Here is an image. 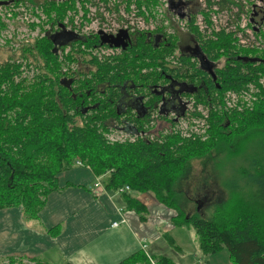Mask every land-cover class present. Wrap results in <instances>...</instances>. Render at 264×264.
<instances>
[{"label":"trees","instance_id":"16d2710c","mask_svg":"<svg viewBox=\"0 0 264 264\" xmlns=\"http://www.w3.org/2000/svg\"><path fill=\"white\" fill-rule=\"evenodd\" d=\"M221 1L220 6L228 7L230 12L241 6L239 0ZM72 3V0L67 1V4ZM49 6L51 3H47L46 7ZM64 10L58 11V24L64 22ZM114 10L117 11L116 7ZM62 26L60 24L56 33L36 44L43 67L53 77L46 73L38 81L40 84L35 83L26 90L22 82L15 79L19 73L18 64L15 61L0 63V209L21 207L25 221L38 219L48 195L61 188L58 174L79 164L89 167L94 176L101 179L105 190L120 194L124 209L134 211L141 221L148 220L149 211L135 194L150 192L158 202L175 211L171 218L173 227L193 228L203 254H216L226 248L232 264H264V158L253 159L252 171L242 177L243 185L251 190V200L233 196L238 200L236 203L232 200L222 202L209 217L203 215L201 207L194 211L189 209L188 204L193 199L181 188L192 159L210 157L214 151L230 150L254 132H264V100L251 111L239 112L227 106L230 92L239 94L248 90L258 82L259 75H264V56L259 55L256 48L243 49L245 45L240 44L239 39L233 42L231 32L234 31L221 29L202 33L191 22L188 36L197 42L205 59L203 63L192 53L182 52L177 58L179 65L165 64L164 57L181 47L173 41L174 36L168 37L165 33L160 39L157 35L141 33L135 35L126 48H121L120 55H112L101 62L91 60L95 71H91L90 77L60 80L58 50H64L66 45L83 54L81 45L87 42L96 48L105 47L101 36L93 43L85 37L67 34ZM203 35L217 37L206 41ZM222 59L224 64L220 66ZM152 66L153 71L143 72L144 68ZM169 82L176 85L179 92L196 99L192 103V113L190 107L186 113L180 111L177 115L190 118L192 129L199 126L194 137L182 140L172 134L164 136L163 132L170 129L165 125L166 116L164 126H158L160 132H148L161 121L154 117L160 110L156 104L162 101L163 87ZM157 87L159 91L154 89ZM129 91L140 95L148 93L146 102L153 107L147 111L140 104L142 110L133 112L122 98ZM216 106L220 109L216 110ZM125 115L145 135L124 127L120 131H126L135 139L111 144L104 131L109 125L118 129ZM78 118L83 123L78 122ZM178 121L173 122L172 129L177 128ZM209 121V137L205 135L207 139H202L203 128ZM232 125H237L235 131L230 129ZM192 129L190 131L194 132ZM162 137L165 140L162 141ZM203 180L207 188L208 179ZM126 186L130 189L118 192ZM48 232L57 233L56 230ZM164 238L170 246L179 249L170 234H164ZM21 259L10 256L1 259L0 264H24ZM151 259L155 264H175L168 255H155L146 250L118 264H151ZM30 263L49 264L36 258L27 259L26 264Z\"/></svg>","mask_w":264,"mask_h":264},{"label":"rangeland","instance_id":"374dc122","mask_svg":"<svg viewBox=\"0 0 264 264\" xmlns=\"http://www.w3.org/2000/svg\"><path fill=\"white\" fill-rule=\"evenodd\" d=\"M13 1H14L13 3H8L6 5H0V63H6V62L12 63L15 61L16 64H18L19 73L16 74L15 79L18 82L21 81L22 84L25 86L24 88L26 90H28L31 87H34L35 83L36 85L40 84L41 82H38V81L40 80L42 76H44V74L46 73L50 74L49 70L43 67L44 62L37 54L39 49L37 48L36 44L38 41H41L44 39V37H46V34L49 30L51 29L55 30L56 28H59L57 26L58 21H59L58 11H61V9H65L63 20L68 21L70 23L72 22L73 24H75L77 27L76 29H78L79 32L83 34V37L91 40L93 36V39L91 40L93 43H94L97 29L99 27H104V26L108 27L110 25L116 27L117 24L121 25L123 21L126 23L127 22L129 23V21L123 20L122 16H119L118 13L120 11L118 10V8L121 7L122 4L120 3L117 4L116 0H85V1L84 0H76V1L72 0L73 3L67 4V5H63V2L71 1V0H54V1L48 0L47 3H51V7L50 6L48 7L49 13L43 16L40 15L39 13H41L45 9L39 4L40 3L39 0H35V1L32 0L33 2L31 0H28V1L27 0H13ZM104 1H107V2H104ZM133 5L136 9L135 12L137 13L139 17L138 19L130 20V22L132 23L130 24V26H131V31H132L131 33H132L133 39H135L136 34L139 35L141 34V32L145 34L147 33V31L149 32L156 31L159 27H162L161 26L162 24H164V27L167 30L166 25L169 24L168 31H166L165 33L169 37L174 36L173 41L175 43L178 42L182 46L188 40L189 34H186V32L188 31L187 33H190L191 28L188 26V24L190 25L191 22L190 20L187 21L186 17L183 19H180L175 14V12H172V11L168 12L166 10L167 11V14H166L167 21L159 20L158 22L157 18L152 19L151 23H154L156 26V28H153V25L151 26L150 22L146 21L145 19L141 20L142 14L144 12V10H142L141 3H136V4L133 3ZM116 6H117V11L113 10L115 9ZM164 6H165V2H164ZM128 8H129V12L132 13L131 8L130 7ZM99 14H101L102 16ZM100 19H103V20H100ZM169 33L171 34L169 35ZM212 37L216 38V36L214 35L204 36V38L206 39H212ZM232 37H233L232 39L234 42H236V39L244 38V37L235 36V35H233ZM259 37H260V41L257 43L259 51L257 49L256 51H258L257 53H259V55L264 56V36L260 35ZM89 45H87V43H84L83 46L81 45L83 54H81L79 51L77 52L76 50L72 49L69 46L65 47L64 50H60L59 51L60 53L56 54V58L58 60L57 63H59V67H60L58 70L60 72L58 75L60 77L59 78L60 80L72 79L73 81L74 79H77L78 77H84V78L90 77L91 71H95L94 69L95 67L90 64L91 60H96L98 62H101V61H104L110 55L112 56V54L119 55L120 53V49L115 50V49L108 48V47H106L105 49V47H102V46L98 47L99 48L98 49L94 47L93 45H91V47H93L91 48ZM89 47L90 49H88ZM180 53L181 52L179 51L178 48L175 49V51L167 54L164 57L163 59L164 63L165 64L172 63L171 64L172 66L174 64L179 65L176 60H177V57L180 56ZM219 64L220 66H223L224 60L223 59L220 60ZM153 69H154L153 66L150 68H144L143 72L145 71L147 72L148 70L153 71ZM158 69L160 70V67ZM51 76L53 77V75ZM257 83L258 85L261 84L262 87L260 88V86L259 87L257 86L258 88L254 91L255 94L253 93L252 95L243 96L239 100H238L239 97L238 98L231 97L227 99V106H231V109L233 107L237 109L239 112H243L245 110L251 111L253 108H255V105L259 101L264 100V91H263L264 90V75L263 74L259 75ZM261 89H262V93H261ZM257 90L261 94L256 93ZM257 94L259 95L257 96ZM190 99L192 101L191 103H194L196 100L195 97H190ZM243 104H245V107ZM242 105H243V108L241 107ZM193 107H194V104H193ZM216 107L220 109L218 106ZM231 111H235V110H231ZM189 112L192 113V105H191ZM179 119L180 121H179L177 128L176 129L170 128L167 131L168 133L163 132L164 136H168L172 134V136H176L184 140L192 136L194 133L198 131L197 130L199 127L198 125L196 126L197 129H192L194 127L191 125L192 123H190L191 121L190 118L187 119V118L180 117ZM77 121L83 123L82 119L80 118H78ZM236 128H237V125H232L230 127V129L233 131H235ZM191 129L194 132L190 131ZM210 131H211V123L209 121L208 126L203 128V132L206 135V137H209ZM104 135L106 139L110 141L111 144L124 143L126 141H133L134 139L133 135L130 136L128 133H125V131L123 132V131L117 130L114 126L111 127L110 125H109L108 130L104 131ZM204 137L205 136H203V138ZM204 139H207V138H204ZM163 140L165 139L162 137V141ZM206 158L194 159V160L192 159L191 163L189 164L190 165L189 170H188L189 172L186 175V178L184 179L181 185V188L185 190V194L192 197L193 199L188 204L189 209L194 211L195 209H199L201 207L200 208L201 211L204 212L203 215L204 216L206 215V217H209L210 215H214V212H216L218 206L222 204V202L224 203V202H228L232 200L236 203L238 200L234 199L235 196L237 198L239 197L243 198L244 200H247V201L251 200V190L248 187L243 185L242 177L244 173L252 171L250 164L252 163L253 159L256 160V159L264 158V132L256 131L253 134H251L248 138L242 139V141L237 143L235 147H233L232 149L230 150L227 149V150H224L218 153L217 152L215 153L214 151L210 157H206ZM77 166H80V165L77 164ZM63 172H66V171H62L61 173ZM61 173H59L58 176ZM204 178L208 179V187H207L208 189L206 188V183L203 180ZM58 185L60 186L59 180H58ZM197 187L199 188L198 190H196ZM147 193L153 196L152 193L150 192H147ZM200 201L201 202L203 201V203L200 204L199 203ZM159 204L161 206L162 205L164 206L162 202H159ZM3 209H6V208H3ZM186 227L187 226L179 227L177 231L175 232V237L176 236L179 237V241L181 242L182 247L186 249L187 256L195 257V259H197L199 256V259H201L200 260L201 262H199L198 260L197 264H205L206 260H210L211 264H230L229 252L226 248L216 254H209V255L203 254L199 250V248H197L198 242H197L196 234L192 233V237L196 239V244H195L194 238L191 237V232L187 231ZM189 229L193 230V228L191 227H189ZM166 245H167L166 249H169V252L167 254H169V256H172V258H175L176 260L177 254L175 253L174 250H172V248H169L168 244ZM149 248H150L149 250H152L151 247ZM150 262L151 264H155L154 259H151ZM22 263L26 264L27 260H25L24 262L22 261Z\"/></svg>","mask_w":264,"mask_h":264},{"label":"crops","instance_id":"0c3cea01","mask_svg":"<svg viewBox=\"0 0 264 264\" xmlns=\"http://www.w3.org/2000/svg\"><path fill=\"white\" fill-rule=\"evenodd\" d=\"M58 177L61 188L48 195L38 219L25 221L21 207L0 210V259L13 256L49 264H118L140 250L169 256L167 233L179 248L168 244L177 254L176 260L169 256L175 264L201 262L199 256H187L175 237L179 228L171 224L175 211L161 206L150 194H135L149 211L148 220L141 221L134 211L124 209L117 192L105 190L103 184L95 191V183L101 179L88 167L75 166ZM114 222L118 225L113 226ZM49 230L57 233L52 235ZM186 230L191 237L195 233L188 226ZM207 261L211 264L210 260L205 264Z\"/></svg>","mask_w":264,"mask_h":264},{"label":"built area","instance_id":"2783aa9c","mask_svg":"<svg viewBox=\"0 0 264 264\" xmlns=\"http://www.w3.org/2000/svg\"><path fill=\"white\" fill-rule=\"evenodd\" d=\"M175 5L170 4V0H164L165 8L169 9L171 12H175V14L180 18H187V21L193 22L199 28L202 33H212L213 30H220L221 28L226 29L228 31H234L237 36H241L244 38L239 39V43L245 45L248 48H256L258 49L257 43L260 41V35L264 36V20H261L260 17H255V20H252L254 12L259 10L262 16L264 14V0H239L242 1V4L236 11L230 12L224 8V6H220L221 0H174ZM0 5H6L8 3H13V0H2L0 1ZM122 4L119 7L120 15L123 20L129 21L122 22L121 25L117 24V26H113L114 31L117 29H125L131 26L132 24L130 20L138 19V15L135 12V7L133 3H120ZM136 4V3H134ZM131 8V12H129V8ZM144 10V8H142ZM43 16L42 12L39 13ZM119 15V16H120ZM157 18V20H164L163 18L154 17L150 15L147 11H144L141 17V20L145 19L150 22V25H153V28H156L154 23H151L152 19ZM158 20V21H159ZM167 21V20H166ZM189 22V23H190ZM241 24V26H240ZM75 25V24H74ZM162 24L161 26H163ZM76 26V25H75ZM189 26V24H188ZM103 33L106 34L105 31L109 32L107 27H99ZM97 29V31H98ZM163 31L166 32V29L162 27ZM105 30V31H104ZM263 30V32H262ZM75 35V34H74ZM257 35V36H256ZM112 49L119 50L120 48L111 47ZM257 89L255 85H250L248 90H245L239 94L230 92V97L241 99L243 96L252 95L254 91ZM191 105L189 106V108ZM243 107V105L241 106ZM201 109V107H200ZM180 118V117H178ZM95 191H99L103 188L100 181L95 183ZM129 186L124 188H120L118 192H124L129 190ZM118 222H114L113 226H117Z\"/></svg>","mask_w":264,"mask_h":264},{"label":"flooded vegetation","instance_id":"af4514ba","mask_svg":"<svg viewBox=\"0 0 264 264\" xmlns=\"http://www.w3.org/2000/svg\"><path fill=\"white\" fill-rule=\"evenodd\" d=\"M40 1V5L42 6V7H45L44 9V11H42V14L43 15H46V13H49V11H48V8L46 7V5H47V2H48V0H46L47 2H45V0H39ZM124 1V2H123ZM126 1V2H125ZM134 1V2H133ZM150 0H116V2L117 3H126V4H129V3H141V6H142V8H144V11H147L150 15H152V16H154V17H159V18H163L164 20H166L167 19V16H166V14H167V11L168 12H170L169 11V9H167V8H165V6H164V0H151L150 1V3H148ZM153 1H155V5L156 6H154V3H153ZM152 2V3H151ZM148 3V4H147ZM241 4H242V1L240 2ZM46 4V5H45ZM149 5V6H147V5ZM170 4L173 6V5H175L176 6V4H175V1L174 0H170ZM243 5V4H242ZM147 6V7H146ZM152 6L154 7V8H152ZM149 7V8H148ZM167 10V11H166ZM257 10V9H256ZM46 11V12H45ZM260 11L259 10H257V11H255L254 12V14H253V17H252V20L254 21L255 20V17H258L259 15H258V13H259ZM261 13V12H260ZM259 13V14H260ZM260 17V16H259ZM260 19L261 20H264V14H263V16H261L260 17ZM66 25H65V24ZM64 23L62 22V23H59L58 24V27H59V25L60 24H62L63 26L61 27V29H62V31L64 30L67 34H69V35H71V36H82L83 37V34H81L80 32H79V30L78 29H76V26L74 25V24H71L70 22H68V21H64ZM164 26V25H163ZM162 26V27H163ZM68 27V28H67ZM108 29H109V32H107V31H105L106 32V34L107 35H109V36H111V37H113V38H116L117 36H118V34L120 33V30L121 29H117V31H116V34H115V32H110V31H114V29H113V26L112 25H110V26H108L107 27ZM164 29H166L165 27H163ZM159 30L160 29H162L161 27H159L158 28ZM157 29V30H158ZM59 30V28H56L55 30L54 29H51V30H49L48 32H47V34H46V36H52L54 33H56L57 31ZM102 29H98V31L96 32V36H95V40H99V37L101 36V35H106L105 33H103L102 31H101ZM130 30V27H128V28H126V31H127V33H128V35H129V39H128V42H130V41H132V33H131V30ZM155 31V32H148L147 31V33L148 34H153L152 36H155V35H158V37H160V39L161 38H163V33H165L164 31ZM70 31H72V32H70ZM76 31V32H75ZM74 32H75V35H74ZM159 32V33H158ZM102 33V34H101ZM112 33V34H111ZM98 35V36H97ZM160 35V36H159ZM162 36V37H161ZM188 41V42H187ZM186 42H185V44L184 45H180L181 47H180V49H179V51L182 53V52H184V53H194L195 52V48H197V50L199 51V48H198V45H197V42L195 41V40H193V39H188ZM190 41V42H189ZM249 49H255V48H249ZM201 61V60H200ZM161 88H162V86H161ZM156 91H159L160 90V88L159 87H157V88H154ZM163 89L164 90H162L163 92H162V94H161V99H162V101L158 104H156V106L157 107H160V110H159V113L158 114H156L155 116H154V113L153 114H151V116H154V117H156V119H161V121L158 123V124H156L155 126H153L152 128H150V130L148 131V132H152V131H154V132H158L159 130H158V126H164V116H166V121L165 122H167L165 125H169L168 127H172L173 126V122L176 120V121H178L179 120V118H178V114L180 113V111H187V109L189 108V106L190 105H192V101H190L191 99H190V97L192 96V95H190V94H188V93H185V92H179L180 91V89L176 86V85H174V84H172V83H168L166 86H164L163 87ZM181 89H185V87H182ZM141 96L143 97L142 98V100L140 99L141 98ZM187 96V97H186ZM189 96V97H188ZM149 96H148V93H143V94H139V93H137V92H131V91H129V92H125V94H123V96H122V98H123V101L124 102H126V104L128 105V106H130L131 108H133L132 109V111L133 112H137V111H141L142 109V107H140V104H143V106L146 108L145 110H150L151 109V107H153V106H150V105H148L147 104V98H148ZM193 97V96H192ZM183 98V99H182ZM188 98V99H187ZM181 99V100H180ZM185 99V100H184ZM137 104V105H136ZM182 104H183V106H182ZM184 105H185V107H184ZM155 108V107H154ZM153 111H154V109H153ZM176 117V118H175ZM121 119H123V121H122V125H118L117 127L119 128L118 130H123V128L125 127V130H129L130 132H134V131H137V130H139L140 131V129H139V127L137 126V124L134 122V121H132L131 119H129V118H127L126 117V115H125V117H123V118H121ZM168 119H170V120H168ZM174 120V121H173ZM175 121V122H176ZM112 122L113 123H115V122H117V121H115V120H112ZM151 123H152V120H151ZM114 125V124H113ZM123 126V127H122ZM143 135H145V132H143V130H141L140 131ZM160 132V131H159Z\"/></svg>","mask_w":264,"mask_h":264},{"label":"bare ground","instance_id":"6f19581e","mask_svg":"<svg viewBox=\"0 0 264 264\" xmlns=\"http://www.w3.org/2000/svg\"><path fill=\"white\" fill-rule=\"evenodd\" d=\"M27 1H28V0H27ZM31 1H32V0H31ZM31 1H30V2H31ZM34 1H35V0H34ZM53 1H54V0H53ZM75 1H76V0H75ZM84 1H85V0H84ZM128 1H129V0H128ZM150 1H151V0H150ZM150 1H149L148 3H150ZM229 1H230V0H229ZM32 2H33V1H32ZM32 2H31V3H32ZM45 2H47V1L45 0ZM51 2H52V1H51ZM64 2H65V1H64ZM64 2H63V5H64ZM104 2H107V1H104ZM123 2H124V1H123ZM125 2H126V1H125ZM133 2H134V1H133ZM221 2H222V1H221ZM221 2H220V4H221ZM225 2H226V0H225ZM233 2H234V0H233ZM233 2H231V3H233ZM59 3H60V2H59ZM65 3L67 4V1H66ZM148 3H147V4H148ZM151 3H152V2H151ZM153 3H154V6H156V5H155V1H153ZM239 3H240V2H239ZM239 3H238V4H239ZM39 4H40V3H39ZM96 4H97V3H96ZM104 4H105V3H104ZM106 4H107V3H106ZM113 4H115V3H113ZM117 4H118V3H117ZM147 4H146V5H147ZM229 4H230V2H229ZM229 4H227V5H229ZM236 4H237V3H236ZM236 4H234V5H236ZM240 4H241V3H240ZM45 5H46V4H45ZM108 5H109V4H108ZM222 5H223V4H222ZM225 5H226V3H225ZM241 5H242V4H241ZM57 6H58V5H57ZM82 6H83V5H82ZM147 6H149V5H147ZM147 6H146V7H147ZM239 6H240V5H239ZM239 6H238V7H239ZM97 7H98V5H97ZM224 7H225V6H224ZM44 8H45V7H44ZM148 8H149V7H148ZM152 8H154V7L152 6ZM109 9H110V8H109ZM227 9H229V8L227 7ZM113 10H114V9H113ZM116 10H117V6H116ZM84 11H86V10H84ZM110 11H111V10H110ZM232 11H233V10H232ZM232 11H231V12H232ZM256 11H257V10H256ZM45 12H46V11H45ZM102 13H103V12H102ZM259 13H260V12H259ZM259 13H258V15L261 17V15H260ZM46 14H48V13H46ZM85 14H86V13H85ZM86 15H87V14H86ZM99 15H101V14H99ZM52 16H53V15H52ZM92 16H93V15H92ZM101 16H102V15H101ZM262 16H263V15H262ZM55 17H56V16H55ZM90 17H91V16H90ZM90 17H89V18H90ZM93 17H94V16H93ZM95 17H96V16H95ZM97 17H98V16H97ZM103 19H104V17H103ZM103 19H100V20H103ZM88 20H89V19H88ZM100 20H99V22H100ZM158 20H159V19H158ZM101 22H102V21H101ZM108 22H109V21H108ZM158 22H159V21H158ZM63 23H64V22H63ZM71 23H72V22H71ZM64 24H65V23H64ZM101 24H102V23H101ZM4 25H5V23H4ZM44 25H45V24H44ZM65 25H66V24H65ZM109 25H110V24H109ZM57 26H58V25H57ZM98 26H99V24H98ZM166 26H167V30H166V31H168V26H169V24L166 25ZM5 27H6V26H5ZM104 27H105V26H104ZM163 27H164V26H163ZM42 28H43V27H42ZM67 28H68V27H67ZM76 28H77V27H76ZM97 28H98V27H97ZM161 28H162V27H161ZM193 28H194V27H192V29H193ZM113 29H114V28H113ZM175 29H176V28H175ZM175 29H174V31H175ZM194 29H196V28H194ZM42 30H43V29H42ZM44 30H45V29H44ZM95 30H96V29H95ZM102 30H103V29H102ZM161 30H162V29H160V30L158 29L157 31H161ZM170 30H171V29H170ZM176 30H177V29H176ZM220 30H221V29H220ZM47 31H48V30H47ZM86 31H87V30H86ZM129 31H130V30H129ZM162 31H163V30H162ZM190 31H191V29H190ZM218 31H219V30H218ZM218 31H216V32H218ZM70 32H72V31H70ZM75 32H76V31H75ZM75 32H74V34H75ZM87 32H88V31H87ZM110 32H111V31H110ZM131 32H132V31H131ZM139 32H140V31H139ZM144 32H145V31H144ZM148 32H149V31H148ZM152 32H153V31H152ZM154 32H155V31H154ZM171 32H172V31H171ZM178 32H179V31H178ZM181 32H182V31H181ZM187 32H188V31H187ZM187 32H186V34H188ZM220 32H221V31H220ZM223 32H224V31H223ZM93 33H94V32H93ZM141 33H142V32H141ZM158 33H159V32H158ZM175 33H176V32H175ZM218 33H219V32H218ZM231 33L234 34L235 32H231ZM231 33H230V34H231ZM90 34H91V33H90ZM101 34H102V33H101ZM111 34H112V33H111ZM115 34H116V32H115ZM164 34H165V33H163V35H164ZM170 34H171V33H169V35H170ZM177 34H178V33H177ZM221 34H224V33H221ZM233 34H232V36H233ZM106 35H107V34H106ZM129 35H130V34H129ZM136 35H137V34H136ZM172 35H173V34H172ZM174 35H175V34H174ZM180 35H182V34H180ZM216 35H217V34H216ZM77 36H78V35H77ZM79 36H80V35H79ZM86 36H87V34H86ZM97 36H98V35H97ZM111 36H112V35H111ZM157 36H158V35H157ZM159 36H160V35H159ZM203 36H204V35H203ZM217 36H218V35H217ZM217 36H216V37H217ZM219 36H220V35H219ZM232 36H231V38H233ZM88 37H89V36H88ZM161 37H162V36H161ZM163 37H165V36H163ZM168 37H169V36H168ZM170 37H171V36H170ZM179 37H180V36H179ZM181 37H182V36H181ZM79 38H80V37H79ZM200 38H202V37H200ZM209 38H210V37H209ZM212 38H213V37H212ZM82 39H83V38H82ZM84 39H86V38H84ZM92 39H93V36H92ZM92 39H91V40H92ZM181 39H182V38H181ZM197 39H198V38H197ZM213 39H214V38H213ZM213 39H212V40H213ZM91 40H90V41H91ZM199 40H200V39H199ZM201 40H202V39H201ZM234 40H235V39H234ZM88 41H89V40H88ZM90 41H89V42H90ZM94 41H95V39H94ZM206 41H207V39H206ZM86 42H87V40H86ZM180 42H181V41H180ZM202 42H203V40H202ZM233 42H234V41H233ZM236 42H237V40H236ZM87 43H88V42H87ZM200 43H201V41H200ZM238 45H239V44H238ZM27 46H28V45H27ZM82 46H83V45H82ZM89 46L91 47V45H89ZM106 46H108V45L105 44V49H106ZM22 47H23V46H22ZM24 47H25V46H24ZM65 47H66V45H65ZM65 47H63V49H64ZM67 47H68V46H67ZM69 47H71V46H69ZM90 47H89L88 49H90ZM102 47H103V45H102ZM235 47H237V46L235 45ZM72 48H73V47H72ZM91 48H93V47H91ZM97 48H98V47H97ZM108 48H109V47H108ZM242 48H243V47H242ZM60 49H61V48H60ZM98 49H99V48H98ZM179 49H180V48H179ZM243 49H247V48L245 47V48H243ZM248 49H249V48H248ZM120 50H122V49L120 48ZM240 50H241V48H240ZM250 50H254V49H250ZM257 50H258V49H257ZM21 51H22V50H21ZM69 51H70V50H69ZM69 51H68V52H69ZM71 51H72V50H71ZM258 51H259V50H258ZM58 52H59V50H58ZM66 52H67V51H66ZM93 52H94V51H93ZM95 52H96V51H95ZM120 52H121V51H120ZM59 53H60V52H59ZM68 54H69V53H68ZM100 54H101V53H100ZM177 54H179V53H177ZM92 55H93V54H92ZM103 55H104V54H103ZM112 55H113V54H112ZM115 55H116V54H115ZM119 55H120V53H119ZM170 55H172V54H170ZM181 55H182V54H181ZM58 56H59V55H58ZM110 56H111V55H110ZM110 56H109V57H110ZM113 56H114V55H113ZM93 57H94V56H93ZM95 57H96V56H95ZM103 57H104V56H103ZM114 57H115V56H114ZM114 57H113V58H114ZM204 57H205V56H204ZM65 58H66V56H65ZM168 58H169V57H168ZM177 58H178V57H177ZM107 59H108V57H107ZM174 59H175V58H174ZM179 59H180V58H179ZM100 60H101V59H100ZM103 60H104V59H103ZM175 60H176V59H175ZM204 60H205V59H204ZM169 61H170V60H169ZM172 61H173V60H172ZM176 61H177V60H176ZM167 62H168V61H167ZM168 63H169V62H168ZM72 64H74V63H72ZM171 64H172V63H171ZM171 64H170V65H171ZM178 64H179V63H178ZM174 65H175V64H174ZM174 65H173V66H174ZM180 66H181V65H180ZM256 84H257V83H254V85H256ZM248 86H249V85H248ZM259 86H260V88L262 87L261 84H259L258 87H259ZM246 87H247V86H246ZM258 87H257V88H258ZM260 88H259V89H260ZM242 89L245 90V88H242ZM246 90H247V89H246ZM231 91H233V90H231ZM239 91H240V90H239ZM256 93H260V92H258V90H257ZM261 93H262V89H261ZM261 93H260V94H261ZM254 94H255V93H254ZM225 95H226V94H225ZM258 95H259V94H257V96H258ZM257 96H256V97H257ZM186 97H187V96H186ZM188 97H189V96H188ZM191 97H192V96H191ZM260 97H261V96H260ZM182 99H183V98H182ZM187 99H188V98H187ZM250 99H251V98H250ZM259 99H260V98H259ZM259 99H258V100H259ZM180 100H181V99H180ZM184 100H185V99H184ZM251 100H252V99H251ZM190 101H191V100H190ZM223 101H225V100H223ZM196 103H197V102H196ZM196 103H195V104H196ZM245 103H247V102H245ZM195 104H194V105H195ZM218 104H219V103H218ZM221 104H222V103H221ZM213 105H214V104H213ZM213 105H212V106H213ZM243 105H244V107H245V104H243ZM182 106H183V104H182ZM206 106H207V104H206ZM222 106H223V104H222ZM184 107H185V105H184ZM196 107H197V106H196ZM208 107H209V106H208ZM210 107H211V106H210ZM216 108H217V107H216ZM236 108H237V107H236ZM242 108H243V107H242ZM212 109H213V108H212ZM221 109H222V108H221ZM226 109H227V108H226ZM217 110H218V108H217ZM210 111H211V110H210ZM224 111H226V110H224ZM181 112H182V111H181ZM184 112H185V111H184ZM185 113H186V112H185ZM180 114H181V113H180ZM196 114H197V113H196ZM208 114H209V113H208ZM209 115H210V114H209ZM182 116H183V114H182ZM179 117H180V116H179ZM184 117H185V116H184ZM175 118H176V117H175ZM209 118H210V117H209ZM168 120H170V119H168ZM176 120H177V119H176ZM176 120H175V121H176ZM207 120H208V119H207ZM170 121H171V120H170ZM173 121H174V120H173ZM178 123H179V121L177 122V124H178ZM207 123H208V122H207ZM173 124H174V123H173ZM177 126H178V125H177ZM122 127H123V126H122ZM170 128H171V127H170ZM118 129H119V128H118ZM118 129H117V130H118ZM173 129H174V128H173ZM123 130H124V129H123ZM177 130H178V129H177ZM112 131H113V130H112ZM128 131H129V130H128ZM206 131H207V129H206ZM125 132H126V131H125ZM143 132H144V131H143ZM175 132H176V131H175ZM139 134H140V133H139ZM148 134H149V133H148ZM192 134H193V133H192ZM192 134H191V135H192ZM206 134H207V132H206ZM149 135H150V134H149ZM193 135H196V134L194 133ZM197 135H198V134H197ZM199 135H200V134H199ZM201 135H202V134H201ZM128 136H129V135H128ZM130 136H131V135H130ZM156 136H157V135H156ZM204 136H205V134H204ZM142 137H143V136H142ZM158 137H159V136H158ZM192 137H194V136H192ZM192 137H191V138H192ZM110 138H111V137H110ZM156 138H157V137H156ZM159 138H161V137H159ZM186 138H187V137H186ZM188 138H189V137H188ZM134 139H135V138H134ZM203 139H204V138H203ZM120 141H121V140H120ZM113 142H114V141H113ZM123 188H124V187H123ZM125 192H126V191H125ZM125 192H123V193H125ZM121 193H122V192H121Z\"/></svg>","mask_w":264,"mask_h":264},{"label":"water","instance_id":"95a60500","mask_svg":"<svg viewBox=\"0 0 264 264\" xmlns=\"http://www.w3.org/2000/svg\"><path fill=\"white\" fill-rule=\"evenodd\" d=\"M1 4V2H0ZM128 39L129 35L125 29H121L120 33L116 38H113L109 35H101V43L102 44H109L111 47H116V48H126L128 46ZM193 56L199 57V59L204 62V58L200 54V52L195 48V52L192 53ZM215 79V78H214Z\"/></svg>","mask_w":264,"mask_h":264}]
</instances>
